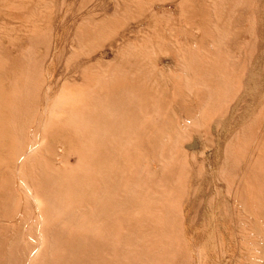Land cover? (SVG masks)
<instances>
[{"label": "rangeland", "instance_id": "1", "mask_svg": "<svg viewBox=\"0 0 264 264\" xmlns=\"http://www.w3.org/2000/svg\"><path fill=\"white\" fill-rule=\"evenodd\" d=\"M263 146L264 0H0V264H242Z\"/></svg>", "mask_w": 264, "mask_h": 264}, {"label": "bare ground", "instance_id": "2", "mask_svg": "<svg viewBox=\"0 0 264 264\" xmlns=\"http://www.w3.org/2000/svg\"><path fill=\"white\" fill-rule=\"evenodd\" d=\"M259 158L261 161H264V146L261 149V156ZM252 175L255 178H257V176L255 174L252 173ZM246 189H248L249 195L251 196L252 187L247 186ZM253 189L254 190L252 191V193L254 194L255 197H257L255 202H257V204H259V205L262 204V207H261V210L256 209L255 213H257V214H255L253 216L252 220L248 219V221L246 222L247 226L245 229V231H246L245 236L255 237V239L254 238H249V239H250V247L253 246L256 249L253 250L251 248L252 251H250L251 252L250 253L249 249L246 247V245L243 246V249L240 250V256H241L242 264H252V261L255 258L257 259L263 254V252L261 250V242L259 241V238H256V237L264 236V211H263L264 210V205H263L264 204V191L262 193L261 200H260L259 193H260L261 188H259V186H256V187H253ZM260 259H264V255H262L260 257Z\"/></svg>", "mask_w": 264, "mask_h": 264}]
</instances>
